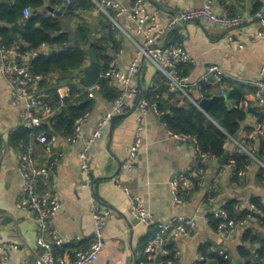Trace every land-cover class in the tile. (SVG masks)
I'll list each match as a JSON object with an SVG mask.
<instances>
[{
    "label": "crops",
    "instance_id": "0c3cea01",
    "mask_svg": "<svg viewBox=\"0 0 264 264\" xmlns=\"http://www.w3.org/2000/svg\"><path fill=\"white\" fill-rule=\"evenodd\" d=\"M117 1L130 7L134 3V0ZM261 1L260 9L264 12V0ZM204 3L205 0H161L153 7L158 10L159 21L163 23L178 11L201 7ZM256 3L257 0H214L217 12L244 17V23L237 28H224L204 20L190 21L175 28L170 40L174 37L184 40L196 59L195 65L186 66L182 71H186L189 76L192 86L190 92L195 99L200 98V104L205 99L217 97L219 101L226 97L221 95L213 75L208 76L207 80L203 79L209 65H218L226 72L227 91L235 84L251 86V82L264 71V40L257 34L260 25L254 18ZM64 7V4L51 5L50 0H45L44 7L31 10L29 16L37 13L61 16L65 12ZM51 8L62 13L52 12ZM100 15L98 8L80 14L92 24V29L99 27V30L97 21ZM29 16L24 14L25 18ZM116 19L120 27L116 26L121 33L117 35V48L110 52L114 53L118 66L124 70L137 57V44L143 41V36L137 33L136 23L132 19L123 15ZM64 22L66 28L74 29L80 19L67 17ZM98 31L92 38L101 36L102 31ZM157 72L150 61H143L136 82L138 94L126 99V111L112 116L115 117L113 129L110 120L103 136L90 148L92 187L86 183L80 153L98 122L111 112V102L100 94L96 95L95 107L83 125L80 136L74 141L59 136L53 153L58 161L52 179L58 183L60 190L62 208L56 215V225L64 243L55 246V254L69 253L74 257L92 245L96 238L94 204L98 203L111 210V213L107 216L104 228L106 248L94 264H137L143 247L156 230V224L181 214L195 218L198 227L189 236L170 239L169 243H173L174 248L180 251L174 264H201L205 262L203 252L207 255L210 252L227 254L232 264H245L246 257L242 251L253 252L260 247L258 241L246 240L245 232L249 230L264 239V226L254 218L238 229L234 236L219 232L211 221L213 206L208 201V195L217 185V203L225 205L236 201V209L240 212L246 211L254 198H260L264 203L263 171L257 162H250L245 169L246 174L236 178L232 169L225 167L218 159L210 157L203 161L196 158L194 144L172 137L166 124L150 109L146 115L147 128L137 162L132 169L123 168L128 148L135 140V113L139 96L142 94L144 98V94L150 91ZM208 80H211L213 88L211 96L205 97L200 83ZM112 84L120 91L118 84ZM248 103L256 105L251 92L245 94L242 105L247 106ZM24 108V104L13 102L9 84L0 75V264H19L22 261L36 264L43 253V248L37 244L36 221L17 205L23 178L19 171V150L11 143L10 136L22 125L21 112ZM255 125V117L250 114L244 126ZM239 136L252 139L251 133L246 130H241ZM252 140L254 145H258V140ZM227 148L231 151L236 146L229 143ZM44 156L40 150L38 164H42ZM199 163H204L203 172L194 174L193 171L199 169ZM184 174L197 179L198 189H184L182 194L185 201L175 206L172 183L176 177ZM124 187H128L151 211L155 220L153 225L139 223L131 214L129 197ZM154 264L165 263L160 260Z\"/></svg>",
    "mask_w": 264,
    "mask_h": 264
},
{
    "label": "built area",
    "instance_id": "2783aa9c",
    "mask_svg": "<svg viewBox=\"0 0 264 264\" xmlns=\"http://www.w3.org/2000/svg\"><path fill=\"white\" fill-rule=\"evenodd\" d=\"M160 1L134 0L133 5L130 7L121 4L117 0H93L98 10L108 15L118 27L120 25L117 23L116 18L121 15L135 21L136 31L143 36V41L137 44V57L126 69L122 70L114 59L109 63L106 71L101 73V77H107L119 85L120 94L111 102V112L98 122L94 132L80 153L81 167L86 177V183L90 187L93 186L90 148L96 140L103 136L112 116L126 111V99L138 94L139 87L136 82L142 70L144 60L150 61L158 71L166 76L167 85L171 89L182 92L201 110H204L201 104L189 95L192 88L189 76L184 75L181 70L182 66L195 65L196 59L187 48L184 40L179 38L177 41L171 42L169 40L167 43H164L167 33L172 29L196 20H204L224 28H237L244 23V17L241 15H229L217 12L214 9V0H205L204 5L201 7H191L178 11L162 23L159 21L158 10L153 7V5L157 6ZM71 2L72 0H65V4L67 5ZM31 10L30 8H26L24 14L29 16ZM111 11L115 12L114 16L110 14ZM254 18L260 25L257 34L259 38L264 40V12L261 9L256 11ZM230 40H233V37H230ZM39 51L42 53L47 52L48 46L42 44ZM36 52L22 54L19 46H8L0 34V75L9 84L13 102L15 104H24L25 108L21 112V124L29 129L40 127L53 113L51 107L46 105L43 102L42 96L36 92L38 82L42 79L40 75L32 71L30 66L31 57ZM210 75L214 76L216 83L220 87L221 95H225L227 92L226 72L218 65L213 64L207 67L203 79L207 80ZM251 85L255 87L252 95L258 106L257 112L260 114V116L254 115L256 125L251 133V138L258 139L259 137H264V71L251 82ZM86 89L90 91L91 97L96 95L94 89ZM58 93L63 100L69 95L70 88L62 86L58 89ZM151 108H154L158 112L156 104H151L146 98H141L138 102L135 113L137 122L135 140L128 148V157L123 165L124 169H132L137 162L138 153L147 128L145 121L146 115ZM90 114V112H87L75 121L74 136L69 138V141H74L80 136L82 127L88 121ZM170 135L181 141L192 142L194 144L196 158L205 161L211 157L209 154L201 151L194 136L189 134H175L172 132H170ZM58 140V135L50 137L47 133L41 132L35 136V141H31L28 144H21L17 148L19 150V171L23 178L17 197V205L26 210L36 221L37 244L43 248L42 256L36 264H94L106 248L104 228L106 226L107 216L111 213V210L104 208L98 203L94 204L96 238L92 245L74 257H71L69 253L56 255L54 251L55 246H60L64 243V238L56 225V215L62 208L60 190L58 183L52 179V174L58 161L57 157L53 156L54 148ZM229 143H233L238 151L247 155L250 162H257L262 168L264 177V158L262 159L258 156L256 147L252 146L246 138L241 137H231L230 142L225 144L226 148ZM38 145L42 147L43 154L48 158L44 165L38 164ZM224 166L232 169L234 172L235 160L232 158L229 159L228 164H224ZM199 170L192 171L194 174H201L203 170ZM237 174L239 177H242L246 174V170H239ZM191 178V175L184 174L174 179L172 193L175 206H179L185 201L182 194V187L191 188L193 186ZM41 179H44L45 182L41 183ZM115 179L119 182L118 177ZM124 190L129 197L131 214L139 223L146 226L153 225L155 220L151 211L147 209L137 195L131 193L128 187H124ZM216 191H218L217 185L214 186L213 191L208 195V201L213 206V216L219 220L217 229L223 234L234 236L238 229L246 226L251 219L255 218L253 213L260 212L254 204H251L246 217H231L224 205L217 203ZM197 227L198 222L195 218L182 214L158 222L154 236L145 246L144 253L147 261L144 264H154L158 255L163 257L170 254L171 250L167 248L170 239L189 236ZM173 250L177 258L180 251L176 248H173ZM19 264L29 263L22 261ZM167 264H174V262L169 260ZM250 264L256 263L251 262Z\"/></svg>",
    "mask_w": 264,
    "mask_h": 264
},
{
    "label": "trees",
    "instance_id": "16d2710c",
    "mask_svg": "<svg viewBox=\"0 0 264 264\" xmlns=\"http://www.w3.org/2000/svg\"><path fill=\"white\" fill-rule=\"evenodd\" d=\"M50 4H64V14L58 16L37 13L25 18L24 10L26 8L38 10L44 7L45 0H3L0 2V34L8 46H19L22 54L37 51L30 60L32 71L42 77L38 82L36 92L42 96L43 102L53 110L52 115L40 127L29 129L21 125L11 133L10 141L16 148L20 147L21 144L35 141V136L41 132L47 133L50 137L58 135L68 139L72 138L74 136L75 121L87 112L91 113L96 104V95L91 97L90 91L79 84L83 73L82 68L88 63L86 49L91 48L96 52L102 73L106 71L109 63L115 59L114 53L110 51H115L117 48V35L121 33V30L103 12H100L101 15L97 21L100 30L99 27L92 29V24L80 16L88 10L97 8L93 0H72L68 5L65 4V0H50ZM261 5L262 1L257 0L254 11L260 10ZM110 14L114 16L115 12L111 11ZM67 17H78L80 23L74 29L66 28L64 19ZM98 30L102 31L101 36L92 38ZM178 39V37H174L171 42ZM42 44L48 46V51L45 53L39 51ZM185 67L182 66L181 70ZM157 73L154 84L151 86L150 91L144 94V98L151 104H156L157 110L163 115L164 123L170 132L194 136L201 151L219 161L229 151L230 155L224 164H228L229 159H234V174L236 178L239 177L237 171L246 169L250 159L247 155L238 151L237 148L231 151L228 150L225 144L230 142L231 137H240L241 130H246L248 133L253 132L254 127L244 126V122L250 114L260 116L257 112L258 106L255 104L253 106L250 103L243 106L242 103L245 100V94L248 92L253 93L255 87L235 84L231 90L226 92L225 98L212 103L206 110H201L182 92L171 89L167 85V78L162 72L158 71ZM182 73L187 75L186 71H182ZM210 81L200 83L201 92L205 97L211 96L213 85ZM62 86L70 88L69 95L63 100L58 93V89ZM97 90L100 96L110 102L120 94L112 81L104 76L100 78ZM189 95L200 103V98L195 99L191 92H189ZM255 140L259 141L258 145H254L252 139H247L252 146L257 148L258 156L263 159L264 137ZM40 150L42 151V147L38 145L37 156ZM47 160L48 158L44 156L40 165L46 164ZM203 167L204 163H199L198 168L203 169ZM191 179L193 185L195 184V187L192 186V188L198 189L197 179ZM44 182L45 180L41 179V183ZM192 188L182 187V191ZM252 201L257 210L260 211L253 213V215L264 226V203L260 198H254ZM236 203V201H230L224 207L231 217H246L249 209L240 212L236 209ZM210 217L213 225L218 227L219 220L213 215ZM245 239L260 243V247L253 252L250 250L247 252L242 251V255L246 257L245 264L251 262L264 264V239L253 235L249 230L245 232ZM148 242L149 240H147ZM145 246L137 264H144L147 261L144 253ZM167 248L171 252L167 256L161 257V261L165 264L169 260L176 263L178 259L175 257L173 243H168ZM203 255L205 262L202 263L232 264V260L227 254L210 252L207 255L203 252ZM208 256L209 260H207Z\"/></svg>",
    "mask_w": 264,
    "mask_h": 264
},
{
    "label": "water",
    "instance_id": "95a60500",
    "mask_svg": "<svg viewBox=\"0 0 264 264\" xmlns=\"http://www.w3.org/2000/svg\"><path fill=\"white\" fill-rule=\"evenodd\" d=\"M51 11L59 15L62 13L61 11L55 10L54 8H51ZM174 31L175 29H172L167 33V36L165 39L166 43L170 40ZM86 53L88 56V63L82 68L83 73L79 80V84L85 88L94 89L95 94L98 95L99 91L97 90V84L101 78V73H102L101 64L98 59V55L91 48L86 49ZM141 98H142V94H140L139 96V101L141 100ZM218 99L219 98L217 97L211 100L205 99L201 102V106L204 108V110H206L209 104L217 101ZM151 109L156 114V116H158V118H160V120L164 122L163 115L159 114L154 108H151ZM114 118L115 117L111 118V129H113V126H114V123H113ZM229 155H230V152L229 151L226 152V154L221 158L220 162L224 164L225 161L228 159ZM160 260H161V255H158L156 261L160 262Z\"/></svg>",
    "mask_w": 264,
    "mask_h": 264
}]
</instances>
